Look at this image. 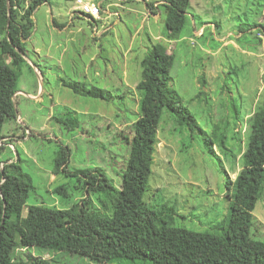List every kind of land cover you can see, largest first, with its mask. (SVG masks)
Returning a JSON list of instances; mask_svg holds the SVG:
<instances>
[{"label":"rangeland","instance_id":"1","mask_svg":"<svg viewBox=\"0 0 264 264\" xmlns=\"http://www.w3.org/2000/svg\"><path fill=\"white\" fill-rule=\"evenodd\" d=\"M110 1L116 3L110 11L116 12L99 38L92 35L95 26L74 15L83 13L84 3L45 0L36 7L26 41L25 60L32 71L26 65L16 69V118L3 126L7 144L0 150V162H16L18 157L21 170L31 176L28 204L67 207L89 196L86 207L99 210V197L81 191V172L100 168L120 187L129 153L125 137H131L137 118L139 63L151 44L160 43L174 55L170 86L197 126L180 124L164 110L144 200L156 211L173 207L177 227L219 231L214 225L227 216L230 202L226 173L233 179L242 167L249 121L264 89V8L261 11L257 0H189L186 24L180 36L168 42L162 7L151 15L146 8L163 0ZM253 22L260 25L246 30ZM193 23L200 28L194 31ZM71 82L111 95L86 96L65 85ZM61 146L67 147V160L65 170L56 174L54 160ZM58 185L65 186L64 196L54 192ZM252 214L251 234L264 240V180ZM27 254L58 264H97L68 251H15L18 258ZM104 264L154 263L121 257Z\"/></svg>","mask_w":264,"mask_h":264},{"label":"trees","instance_id":"2","mask_svg":"<svg viewBox=\"0 0 264 264\" xmlns=\"http://www.w3.org/2000/svg\"><path fill=\"white\" fill-rule=\"evenodd\" d=\"M45 0H0V150L5 147L3 126L16 118L13 98L17 92L16 69L27 63L26 41L34 22L33 12ZM261 11L264 0H257ZM162 7L165 37L177 39L188 19L189 0L147 3L153 14ZM84 15V14H83ZM91 16V14H89ZM87 23L97 26L98 20ZM253 22L246 27H256ZM54 26L60 27L59 24ZM262 32L264 25L262 24ZM173 53L160 43L151 44L140 60L137 118L131 137H125L129 153L121 173L120 187L110 182L100 168L83 170L81 191L96 194L99 210L87 208L83 198L67 207L28 204L32 178L16 162H0V264H58L52 259L27 254L15 256L18 248L39 247L86 256L97 264L116 258H142L154 264H264V240L251 234L253 210L264 180V89L249 121V135L241 154L242 167L227 176L228 214L216 226L219 231H194L173 224V207L155 210L145 202L152 173L157 131L166 110L180 124L197 126L170 86ZM38 68V64H35ZM264 84V72L262 74ZM86 96L107 99L108 90L71 82L65 84ZM202 132V130H199ZM212 152L213 143L210 144ZM9 160V159H8ZM67 147L56 152L53 173L65 170ZM66 188L54 192L64 196ZM102 208V209H101ZM107 210V211H106Z\"/></svg>","mask_w":264,"mask_h":264},{"label":"crops","instance_id":"3","mask_svg":"<svg viewBox=\"0 0 264 264\" xmlns=\"http://www.w3.org/2000/svg\"><path fill=\"white\" fill-rule=\"evenodd\" d=\"M93 4H92V6L93 7H95V6H97V7H99L100 6V8H101V19H99L98 20V23H97V27H95V29H96V33H94V34H92V35H95L97 38H99V37H101L103 34H105L106 33V31H107V29H109L111 26H108L107 25V19L112 15V13H115L116 11H113V12H111L110 11V7H112V6H115L116 5V3H112L110 0H93ZM157 2H160V1H157ZM148 10V9H147ZM149 13H150V15L151 14H153V13H151L150 11H148ZM157 14V13H156ZM74 15H75V17H77V18H84L86 21L88 20V18L86 17V16H84V15H82V14H78V13H74ZM188 15H190L189 13H188ZM89 17H92V16H89ZM189 17V16H188ZM192 17V16H191ZM101 21H102V23H104V25H102V23H101ZM54 24V23H53ZM98 24H100V26H101V29L99 30V32H98V29H99V27H98ZM193 30L195 31L196 29H199V28H196L195 27V23H193ZM55 27H57L58 29H59V27L58 26H55ZM65 27L66 26H64L61 30H64L65 29ZM80 29H78V30H76V31H79ZM195 33V32H194ZM168 40V39H167ZM170 41H172V40H168V42H170ZM18 92V91H17ZM17 92H16V94H17ZM16 94H15V97H16ZM17 142V141H16Z\"/></svg>","mask_w":264,"mask_h":264},{"label":"bare ground","instance_id":"4","mask_svg":"<svg viewBox=\"0 0 264 264\" xmlns=\"http://www.w3.org/2000/svg\"><path fill=\"white\" fill-rule=\"evenodd\" d=\"M86 4L85 5V9H84V7L82 8V10H83V13H86V14H88V16H90L89 14H91V16L92 17H96L97 15H98V12H99V7H97V6H95V7H90V6H88L87 5V3L86 2H80V3H78V5H81V4ZM81 13H82V11H80Z\"/></svg>","mask_w":264,"mask_h":264},{"label":"built area","instance_id":"5","mask_svg":"<svg viewBox=\"0 0 264 264\" xmlns=\"http://www.w3.org/2000/svg\"><path fill=\"white\" fill-rule=\"evenodd\" d=\"M91 1H93V0H74V3L78 4L80 2H87V3L91 4ZM80 14H82V15L84 14L85 15L86 13H81L80 12ZM86 15H88V14H86ZM91 18H94V19H97V20L101 19V8H100V6H99L98 15L96 17H91ZM95 27H97V26H95Z\"/></svg>","mask_w":264,"mask_h":264},{"label":"water","instance_id":"6","mask_svg":"<svg viewBox=\"0 0 264 264\" xmlns=\"http://www.w3.org/2000/svg\"><path fill=\"white\" fill-rule=\"evenodd\" d=\"M34 66V65H33ZM35 67V66H34ZM16 94V93H15ZM14 99H15V96H14V98H13V103H14V108H15V101H14ZM16 112V111H15Z\"/></svg>","mask_w":264,"mask_h":264}]
</instances>
